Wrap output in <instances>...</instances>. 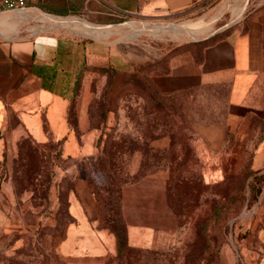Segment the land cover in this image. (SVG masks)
<instances>
[{
	"label": "rangeland",
	"instance_id": "374dc122",
	"mask_svg": "<svg viewBox=\"0 0 264 264\" xmlns=\"http://www.w3.org/2000/svg\"><path fill=\"white\" fill-rule=\"evenodd\" d=\"M263 4L207 0L173 23L126 16L103 28L107 37L80 34L76 15L51 16L55 29L102 37L138 59L127 75L111 65L79 72L69 106L78 155L25 135L2 152L0 264H264V77L235 97L227 64L206 79L178 64L201 59L196 39L229 36ZM81 188L98 226L119 234L110 256L59 252L73 221L68 197ZM129 225L149 230L150 241L129 246Z\"/></svg>",
	"mask_w": 264,
	"mask_h": 264
},
{
	"label": "crops",
	"instance_id": "0c3cea01",
	"mask_svg": "<svg viewBox=\"0 0 264 264\" xmlns=\"http://www.w3.org/2000/svg\"><path fill=\"white\" fill-rule=\"evenodd\" d=\"M206 1L29 0L21 12L0 11V156L21 135L36 145L58 143L64 152L78 155L84 148L69 121V106L79 72L86 66L111 65L127 75L138 59L135 52L131 58L123 48L102 37H75L55 29L52 17L76 15L84 20L80 34L107 37L103 28L120 18L139 16L173 23L200 10ZM208 38L196 39L201 59L194 61L187 54L178 64H194L199 79L200 72L204 79L211 78L215 66L222 69L220 65L227 64L223 69L232 72L235 97L243 93L250 79L264 77V4L254 8L229 36L200 43V39ZM171 65L178 67L174 62ZM82 119L83 113L80 122ZM68 213L73 221L59 243L61 255L105 257L116 252V237L98 226V210L87 190L70 193ZM261 221L258 231L264 244V218ZM126 236L129 246L139 247L150 241L151 234L129 225Z\"/></svg>",
	"mask_w": 264,
	"mask_h": 264
},
{
	"label": "built area",
	"instance_id": "2783aa9c",
	"mask_svg": "<svg viewBox=\"0 0 264 264\" xmlns=\"http://www.w3.org/2000/svg\"><path fill=\"white\" fill-rule=\"evenodd\" d=\"M29 0H0V11L21 12L27 7Z\"/></svg>",
	"mask_w": 264,
	"mask_h": 264
},
{
	"label": "trees",
	"instance_id": "16d2710c",
	"mask_svg": "<svg viewBox=\"0 0 264 264\" xmlns=\"http://www.w3.org/2000/svg\"><path fill=\"white\" fill-rule=\"evenodd\" d=\"M30 140V139H29ZM31 141V140H30ZM32 142V141H31ZM115 235V237H116V240H117V250H119V248H120V246L118 245L119 244V242L121 241L120 239H119V234H117V232H116V234H114ZM126 239H127V236H126Z\"/></svg>",
	"mask_w": 264,
	"mask_h": 264
},
{
	"label": "bare ground",
	"instance_id": "6f19581e",
	"mask_svg": "<svg viewBox=\"0 0 264 264\" xmlns=\"http://www.w3.org/2000/svg\"><path fill=\"white\" fill-rule=\"evenodd\" d=\"M65 18V17H64ZM52 20V19H51ZM57 20V19H56ZM56 22V21H55ZM103 31V30H102ZM92 32V31H91ZM100 33V32H99ZM105 34H110V32H106Z\"/></svg>",
	"mask_w": 264,
	"mask_h": 264
}]
</instances>
